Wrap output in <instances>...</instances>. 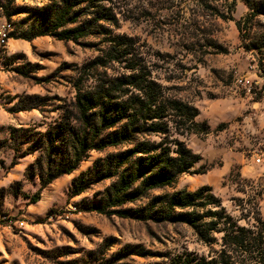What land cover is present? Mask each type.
Masks as SVG:
<instances>
[{
  "label": "rangeland",
  "instance_id": "rangeland-1",
  "mask_svg": "<svg viewBox=\"0 0 264 264\" xmlns=\"http://www.w3.org/2000/svg\"><path fill=\"white\" fill-rule=\"evenodd\" d=\"M99 3L76 2L70 10L76 22L63 29L104 13L76 41L48 36L24 41L19 36L46 28L64 0H0V25L9 24L0 43V264H216L218 234L205 245L182 223L93 211L114 176L78 194L72 183L78 176L87 180L93 163L101 170L106 155L133 143L172 148L176 140L197 161L168 187L118 209H138L153 196L207 186L239 226L249 227L253 210L264 220V0ZM130 65L142 69L162 98L193 107L197 126L186 131L180 119L166 116L164 135H135L131 143L90 150L28 204L25 196L38 189L49 161L65 157L69 140L50 129L63 116L76 127L73 85L91 90L134 72ZM19 106L32 108L10 112Z\"/></svg>",
  "mask_w": 264,
  "mask_h": 264
},
{
  "label": "trees",
  "instance_id": "trees-1",
  "mask_svg": "<svg viewBox=\"0 0 264 264\" xmlns=\"http://www.w3.org/2000/svg\"><path fill=\"white\" fill-rule=\"evenodd\" d=\"M84 1L87 0H64V7L55 9L46 28L32 33L23 32L19 39L28 41L48 36L57 41L74 42L85 36L93 21L97 23L104 18L101 15L103 12L98 11L92 20L68 29L62 28L68 22H76L77 16H69V12L76 2ZM99 1L101 0H96V4L98 2L99 5ZM244 1L251 4L250 0ZM235 26L238 28L237 22ZM129 69L134 72L113 78L88 91H80L77 84L73 85L74 114L71 117L76 127L70 126L69 118L63 116L50 129L54 135L60 134V140H69L65 145L66 150H63L65 157L59 158L56 164L49 161L38 189L25 196L28 204L38 200L39 190L51 180L71 172L90 150L98 151L105 147L131 143L135 140V135H164L166 131L163 119L166 116L180 119L186 131L197 126L192 122L196 116L193 107L174 99L162 98L154 84L144 78L141 68L130 65ZM124 86L131 87L135 93L126 94L123 92ZM114 95L125 97L116 100ZM30 108L32 107L19 106L10 112ZM48 131L46 136L50 138ZM170 145L172 148L157 142H137L121 152L106 155L101 161L104 168L100 170L101 165L96 167V163H93L87 173V180L78 176L72 183V193L78 194L88 184L114 176L115 180L105 190L102 205L94 206L91 208L93 211L119 218L182 223L205 245L215 243L212 234L216 233L219 235V261L216 264H264V220L253 210L249 227L239 226L237 219H232L224 212L207 186H200L193 191L177 190L153 196L138 209H118L124 203L137 201L152 189L168 187L177 175L186 173L197 161V157L180 141L171 140ZM48 150H51L50 145Z\"/></svg>",
  "mask_w": 264,
  "mask_h": 264
},
{
  "label": "built area",
  "instance_id": "built-area-1",
  "mask_svg": "<svg viewBox=\"0 0 264 264\" xmlns=\"http://www.w3.org/2000/svg\"><path fill=\"white\" fill-rule=\"evenodd\" d=\"M9 26L7 23H2L0 25V43L2 44L3 38H4V27ZM259 160L258 158H255L254 162L257 163Z\"/></svg>",
  "mask_w": 264,
  "mask_h": 264
}]
</instances>
